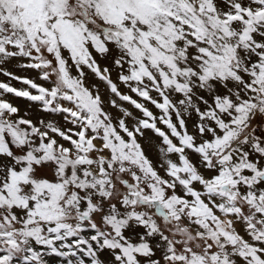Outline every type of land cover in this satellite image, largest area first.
Returning <instances> with one entry per match:
<instances>
[{"label": "snow or ice", "instance_id": "obj_1", "mask_svg": "<svg viewBox=\"0 0 264 264\" xmlns=\"http://www.w3.org/2000/svg\"><path fill=\"white\" fill-rule=\"evenodd\" d=\"M0 74V264H264V0H0Z\"/></svg>", "mask_w": 264, "mask_h": 264}, {"label": "rangeland", "instance_id": "obj_2", "mask_svg": "<svg viewBox=\"0 0 264 264\" xmlns=\"http://www.w3.org/2000/svg\"><path fill=\"white\" fill-rule=\"evenodd\" d=\"M24 61H20V63H23ZM7 67V69L9 71H12L15 75H19V76H27L28 78L31 79H35L37 83H41L44 84V86H50L48 85L45 81H42L40 79H38V72L36 70L33 69H26V68H20L17 66V62L16 61H12L10 64L5 65ZM73 71H75V69H73ZM115 75V74H114ZM53 79H55L53 77ZM9 78L0 74V81H5L8 82ZM12 85L14 87L17 88H26V85L21 84L18 81L12 80L11 81ZM101 89L103 90V85H100ZM122 87V90L126 91V89ZM34 91V90H33ZM5 99H7L9 102L13 103L14 106H17L20 109V115H24L25 113H27V117L26 118H31L34 121H37L39 119H44V120H56L57 122H62V118L60 115H53L47 112H43L39 110V105L35 102H31L29 100H27L26 98H20V97H16L13 94H6L4 96ZM126 107H128L129 105L125 104ZM150 108H152V110L154 112H157L158 110H156L153 106L148 105ZM262 120H264V118H262L261 116H257L254 120V124L255 123H260ZM141 144L145 149L146 154L153 160L156 161L157 156H153L151 153H149L147 146H151L155 149H158V145H159V140L155 137V135L151 132V131H146L145 133V138L141 139ZM156 146V147H155ZM127 178V177H125ZM238 228H241L240 225H237ZM50 259V264H59L58 258L56 257H51Z\"/></svg>", "mask_w": 264, "mask_h": 264}, {"label": "bare ground", "instance_id": "obj_3", "mask_svg": "<svg viewBox=\"0 0 264 264\" xmlns=\"http://www.w3.org/2000/svg\"><path fill=\"white\" fill-rule=\"evenodd\" d=\"M9 64H10V63H9ZM4 67H6V66H4ZM155 147H156V146H155ZM147 149H148L149 153H151L153 156H157L158 149L153 148V147L151 146V144H150V146H147Z\"/></svg>", "mask_w": 264, "mask_h": 264}]
</instances>
